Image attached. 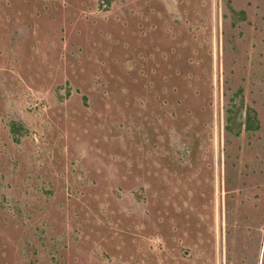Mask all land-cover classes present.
I'll list each match as a JSON object with an SVG mask.
<instances>
[{"label": "rangeland", "instance_id": "rangeland-1", "mask_svg": "<svg viewBox=\"0 0 264 264\" xmlns=\"http://www.w3.org/2000/svg\"><path fill=\"white\" fill-rule=\"evenodd\" d=\"M0 264H264V0H0Z\"/></svg>", "mask_w": 264, "mask_h": 264}, {"label": "trees", "instance_id": "trees-1", "mask_svg": "<svg viewBox=\"0 0 264 264\" xmlns=\"http://www.w3.org/2000/svg\"><path fill=\"white\" fill-rule=\"evenodd\" d=\"M250 117H251V115H250ZM250 117L246 118V120L249 121V120H250V119H249Z\"/></svg>", "mask_w": 264, "mask_h": 264}]
</instances>
